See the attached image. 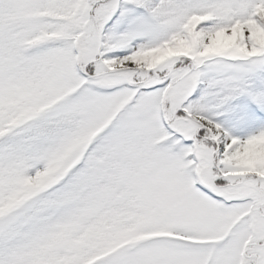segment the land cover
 Instances as JSON below:
<instances>
[{
	"label": "snow or ice",
	"instance_id": "1",
	"mask_svg": "<svg viewBox=\"0 0 264 264\" xmlns=\"http://www.w3.org/2000/svg\"><path fill=\"white\" fill-rule=\"evenodd\" d=\"M0 264H264V0H0Z\"/></svg>",
	"mask_w": 264,
	"mask_h": 264
}]
</instances>
